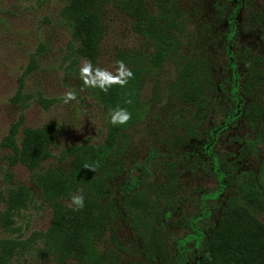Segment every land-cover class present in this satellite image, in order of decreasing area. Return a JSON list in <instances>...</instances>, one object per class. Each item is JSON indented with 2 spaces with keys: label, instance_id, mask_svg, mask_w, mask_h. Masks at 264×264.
<instances>
[{
  "label": "trees",
  "instance_id": "trees-1",
  "mask_svg": "<svg viewBox=\"0 0 264 264\" xmlns=\"http://www.w3.org/2000/svg\"><path fill=\"white\" fill-rule=\"evenodd\" d=\"M52 1L60 3L51 8L49 15L53 16L54 21L47 15L40 16L41 19L36 17V26L33 28L35 44L27 54V63L22 66L14 94L8 99L11 104L21 106L22 109L27 107L30 96L25 90L26 78L39 66V56L45 53L40 34L52 22L61 23L69 34L64 49L65 54L72 59L65 68L68 71L81 60L96 59L107 29L104 15L108 5L118 4L127 16L133 18V32L148 42L152 52L136 53L130 57L129 63L133 65L129 68L135 78L129 80L126 86L114 85L108 94L96 89L97 99L109 113L105 139L94 147L70 148L68 168L41 167L51 156V129L27 128L19 134L22 114L17 120L19 122L12 124L2 137L0 146L9 152L5 158L10 165L21 163L31 171V181L42 192L52 209L53 217L48 229L40 235L41 247L35 243L33 253L27 251L31 242L40 240L39 235L23 240L20 237L0 238V264H117V250L122 252L124 248L117 238L119 211L112 187L129 167L124 159L122 143L132 128L148 116V108L140 99V91L148 72L160 69L169 61L175 66L176 77L171 88L190 114V119L182 123L184 132L189 139L204 136L207 140L205 152L210 154L217 134L234 126L237 118L242 115L244 119H251L249 125L253 128V134L243 139L241 156L257 150L262 152L263 157L264 135L261 127L256 125V119L264 115V106L256 104L255 93L264 85V72L260 69H247L244 79L240 81L235 64L231 63V82L226 91L228 103L223 108L220 122L216 127L200 132L198 128L208 117L209 104L222 86L216 85L208 71L213 65L212 61L181 52L183 35L188 33L185 29L190 30L191 21L178 0H154L152 5H149L148 0ZM43 4H38L37 8L46 7ZM6 5V0H0V34L16 30L11 21L3 16L12 13ZM100 8L104 10L102 13L97 10ZM28 11L25 9L21 13L26 15ZM18 17L20 21V15ZM229 21L231 30L228 37L232 38L234 21L232 18ZM199 31L197 33L201 36ZM252 94H255V98ZM127 100L132 102L126 103ZM117 107L131 112L132 119L126 125L111 124L110 113ZM85 165L94 168V171L85 168ZM211 166L216 175V186L200 197L201 217L189 220L181 218L175 222L178 228L187 227L190 231L176 239V242L183 252L187 248L182 246L193 243V250L200 253L196 264H264V222L257 218L259 213L264 216V160L257 174L245 171L235 180V184L223 164L215 157H212ZM137 169L140 171L139 167ZM138 179L133 176L131 183L121 187L122 206L131 223L143 224L140 236L148 253L155 259H161L164 255V259L168 260L167 236L164 237L161 227L165 228L164 220L169 217L170 207L168 205L162 213L157 211L156 215L147 211L146 207L143 208L138 192L135 191ZM232 189L235 195L226 199L217 223L209 227L201 225V220L211 213L212 207L208 203L219 200ZM77 194L84 196L85 206L80 211H74L71 204L72 196ZM31 198L32 193L27 186L0 191V230H18L14 227V218L27 207ZM208 229L210 234L206 237ZM46 256L47 261L44 260Z\"/></svg>",
  "mask_w": 264,
  "mask_h": 264
},
{
  "label": "rangeland",
  "instance_id": "rangeland-1",
  "mask_svg": "<svg viewBox=\"0 0 264 264\" xmlns=\"http://www.w3.org/2000/svg\"><path fill=\"white\" fill-rule=\"evenodd\" d=\"M153 1L148 0L149 5ZM41 3L46 7L37 8ZM178 3L187 11L191 21L190 30L185 29L188 33L183 35L181 52L212 61L213 65L208 71L216 85L222 86L209 104L206 121L198 128L202 132L216 127L228 103L226 91L231 82V63L235 64L240 81L244 79L247 69H260L264 72V0H178ZM6 4L12 13L3 16L11 21L16 30L0 34V141L10 126L19 122L17 120L22 114L19 134L27 128L51 129V156L41 167L66 169L69 167L72 148H90L104 141L109 113L97 99V88L85 87L80 79L79 69L84 60L69 71L65 69L72 61L64 51L69 34L56 21L46 26L40 34L45 53L39 56L38 68L26 78L25 90L30 96L27 107L22 109L10 103L8 99L17 87V78L22 73V66L27 63V54L35 44L33 28L36 26V17L47 15L54 21L53 16L49 15L51 8L60 3L52 0H6ZM25 9L29 11L23 15ZM97 10L100 13L104 11L102 8ZM104 17L107 29L99 54L91 61L94 67L115 72L116 61L123 60L129 67L133 65L129 63L130 57L151 51L148 42L133 32V18L127 16L118 4L108 5ZM230 18L234 21L232 38L228 37ZM17 31L20 33L16 34ZM175 77V66L170 61L160 69L148 72L140 91V99L148 108V116L132 128L122 143L124 159L129 167L112 187L119 211L117 238L124 248L122 252L117 250V264H196L200 253L193 250V243L182 246L187 248L183 252L176 242V239L190 231L187 227L178 228L175 222L181 218L189 220L201 217L200 197L216 186L212 157L223 164L233 184L245 171L257 174L264 160L262 152L257 150L241 156L243 139L253 134V128L249 125L251 119H244L242 115L237 118L234 126L217 134L210 154L204 151V145L207 144L204 136L187 138L182 123L190 119V114L171 88ZM67 90L76 91L77 101L64 103ZM255 94L252 96L256 104L264 106V85ZM256 125L261 127L264 135V115L256 119ZM7 155L9 152L0 146V191L27 186L32 198L27 207L14 218V227L18 230H0V238L20 237L23 240L39 235L40 240L30 243L29 253L33 251L35 243L41 247L40 235L51 224L52 209L42 192L32 183L31 171L21 163L10 165L5 158ZM133 176L140 178L135 191L138 192L143 208L146 207L147 211L156 215L157 211L162 213L168 205L170 207L169 217L164 220L165 228L161 227L164 237L167 236L168 260L164 259V255L161 259H155L148 253L140 236L143 224H133L126 216L120 190L132 182ZM234 192L232 189L219 200L208 203L212 207L210 216L201 220L200 224L207 227L215 225L222 216L226 199L233 197ZM257 218L264 222L261 213L257 214ZM209 230L205 233L206 237L210 234ZM44 260H48L47 256Z\"/></svg>",
  "mask_w": 264,
  "mask_h": 264
},
{
  "label": "clouds",
  "instance_id": "clouds-1",
  "mask_svg": "<svg viewBox=\"0 0 264 264\" xmlns=\"http://www.w3.org/2000/svg\"><path fill=\"white\" fill-rule=\"evenodd\" d=\"M79 74L85 87L98 88L105 94H108L114 85L124 87L129 80L135 78L133 71L123 60L116 61L115 72L98 66L94 67L91 61L84 60L79 69ZM72 101H77L76 91L67 90L64 94V103L67 104ZM125 102L130 104L132 101L127 100ZM110 117L112 125H126L132 119V114L126 108L117 107L110 113ZM85 168L94 171V168H90L88 165H85ZM71 204L74 206V211L82 210L85 206L84 196L82 194L73 195Z\"/></svg>",
  "mask_w": 264,
  "mask_h": 264
}]
</instances>
